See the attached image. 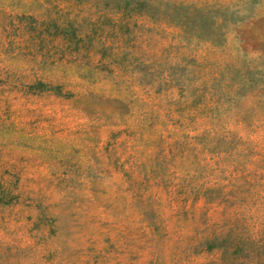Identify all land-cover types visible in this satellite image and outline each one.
Listing matches in <instances>:
<instances>
[{
    "label": "rangeland",
    "instance_id": "obj_1",
    "mask_svg": "<svg viewBox=\"0 0 264 264\" xmlns=\"http://www.w3.org/2000/svg\"><path fill=\"white\" fill-rule=\"evenodd\" d=\"M124 2L0 0V264H264V0Z\"/></svg>",
    "mask_w": 264,
    "mask_h": 264
},
{
    "label": "trees",
    "instance_id": "obj_2",
    "mask_svg": "<svg viewBox=\"0 0 264 264\" xmlns=\"http://www.w3.org/2000/svg\"><path fill=\"white\" fill-rule=\"evenodd\" d=\"M125 2H124V5H122V8H124V6L126 7V5H128V4H130V1H132V0H124ZM115 7H118V5L116 4V5H114ZM195 14H197V13H195ZM40 85L41 83L40 82H37L36 83V85Z\"/></svg>",
    "mask_w": 264,
    "mask_h": 264
}]
</instances>
